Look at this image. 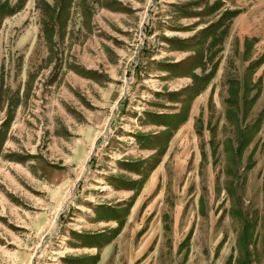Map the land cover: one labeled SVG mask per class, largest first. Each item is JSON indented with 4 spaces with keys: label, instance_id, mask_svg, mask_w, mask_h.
<instances>
[{
    "label": "rangeland",
    "instance_id": "374dc122",
    "mask_svg": "<svg viewBox=\"0 0 264 264\" xmlns=\"http://www.w3.org/2000/svg\"><path fill=\"white\" fill-rule=\"evenodd\" d=\"M0 133V264H264V0H27Z\"/></svg>",
    "mask_w": 264,
    "mask_h": 264
},
{
    "label": "trees",
    "instance_id": "16d2710c",
    "mask_svg": "<svg viewBox=\"0 0 264 264\" xmlns=\"http://www.w3.org/2000/svg\"><path fill=\"white\" fill-rule=\"evenodd\" d=\"M26 1L27 0H17L15 3H10L9 0H0V23L6 16L13 15L16 12H18L20 9H22ZM45 5L46 7L50 8L48 4H45ZM239 12L240 10H225L216 21L210 23L208 26L203 28L200 35L204 34L205 32H208V36H211L212 40H214V37H215L216 40L222 41L228 32V22L230 21L231 18H233ZM43 22L42 23L44 25V29H46L47 33L49 32L51 34L53 31L57 29V26L59 25L57 18H43ZM50 38L51 36L49 35V39ZM196 44H197V52L194 54V56L199 57L200 62L196 64L194 67H201L203 66V59H204L203 50L204 49L199 48L200 42L197 41L195 42V45ZM210 76L211 75L208 73L204 76H200L196 74L195 72H192V78H193L192 85H190L189 87L181 91V92H185V91L191 90V92H189L190 96H186L182 100L191 101L199 92L205 89ZM203 79L205 81L201 83L200 80H203ZM175 118H177L176 122L178 124H181L187 118V111H185L184 113L179 112V115H177V117ZM9 120L10 118L7 117L5 121L2 122V127H5L7 125V122H9ZM177 123H176V126L172 128V131L169 132V135H168L169 138L172 136L173 131L177 128ZM1 136H2V133H0V137ZM0 151H1V146H0ZM135 195L136 193L133 195V198ZM129 205H132V200L130 201Z\"/></svg>",
    "mask_w": 264,
    "mask_h": 264
}]
</instances>
